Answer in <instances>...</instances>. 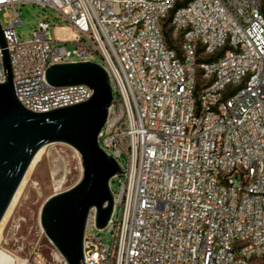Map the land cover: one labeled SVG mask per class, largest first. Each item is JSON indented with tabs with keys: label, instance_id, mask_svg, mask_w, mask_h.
<instances>
[{
	"label": "built area",
	"instance_id": "2783aa9c",
	"mask_svg": "<svg viewBox=\"0 0 264 264\" xmlns=\"http://www.w3.org/2000/svg\"><path fill=\"white\" fill-rule=\"evenodd\" d=\"M18 4L57 10L69 26L53 37L40 21L19 41ZM1 10L27 109L94 94L83 84H49L53 64L90 61L109 75L114 99L99 144L123 173L103 228L112 242L91 234L90 212L86 264L264 262L261 0H0ZM6 80L0 43V84Z\"/></svg>",
	"mask_w": 264,
	"mask_h": 264
},
{
	"label": "water",
	"instance_id": "95a60500",
	"mask_svg": "<svg viewBox=\"0 0 264 264\" xmlns=\"http://www.w3.org/2000/svg\"><path fill=\"white\" fill-rule=\"evenodd\" d=\"M0 43L7 70V80L0 84V222L36 153L47 144H68L81 156L82 177L44 203L40 220L67 264H86L84 238L90 212L95 209L97 228H105L114 209L111 180L123 173L118 161L99 144L114 99L109 75L100 64L90 61L53 64L46 70L49 84H83L94 94L86 101L34 112L16 95L1 22Z\"/></svg>",
	"mask_w": 264,
	"mask_h": 264
},
{
	"label": "rangeland",
	"instance_id": "374dc122",
	"mask_svg": "<svg viewBox=\"0 0 264 264\" xmlns=\"http://www.w3.org/2000/svg\"><path fill=\"white\" fill-rule=\"evenodd\" d=\"M264 3V0H261ZM22 23L16 26L19 41L32 38L33 32L38 28L40 21L50 24V33L54 37L60 34V28L69 26L63 15L52 8L39 5L26 4L17 6ZM5 10L0 12V21L3 28L8 23L4 17ZM71 35L70 32H64ZM72 49L74 44L67 43ZM101 59L97 58V62ZM120 163L126 167L125 159ZM83 167L79 152L65 143H52L46 145L42 159L37 167L29 174L24 185L21 198L14 213L3 226L2 249L13 254L26 264H67L55 245L45 234L41 225V211L44 203L53 195L68 190L82 177ZM120 177L111 180L114 193L120 190ZM119 214V208L116 210ZM92 235H99L107 242H112V235L106 230L93 227ZM264 263V262H263ZM260 262V264H263Z\"/></svg>",
	"mask_w": 264,
	"mask_h": 264
},
{
	"label": "bare ground",
	"instance_id": "6f19581e",
	"mask_svg": "<svg viewBox=\"0 0 264 264\" xmlns=\"http://www.w3.org/2000/svg\"><path fill=\"white\" fill-rule=\"evenodd\" d=\"M48 145V144H47ZM43 146L34 156L26 174L23 178L21 184L19 185V188L17 189L5 215L3 216L1 222H0V264H26V261H20L18 258H16L13 254L7 252L6 250L2 249V239H3V226L5 222L11 217V215L14 213V210L16 206L18 205V202L21 198L22 191L24 188V185L26 183V180L29 176V174L37 167L39 162L42 159L44 148Z\"/></svg>",
	"mask_w": 264,
	"mask_h": 264
},
{
	"label": "trees",
	"instance_id": "16d2710c",
	"mask_svg": "<svg viewBox=\"0 0 264 264\" xmlns=\"http://www.w3.org/2000/svg\"><path fill=\"white\" fill-rule=\"evenodd\" d=\"M179 6H181V4H177V7H179ZM177 7H176V8H177ZM262 9H263V12H264V3H262ZM173 12H174V11H173ZM173 12H172V13H173ZM171 16H172V14H171ZM171 16H170V18L168 19V21H170Z\"/></svg>",
	"mask_w": 264,
	"mask_h": 264
}]
</instances>
